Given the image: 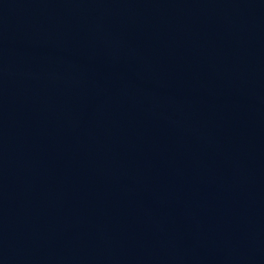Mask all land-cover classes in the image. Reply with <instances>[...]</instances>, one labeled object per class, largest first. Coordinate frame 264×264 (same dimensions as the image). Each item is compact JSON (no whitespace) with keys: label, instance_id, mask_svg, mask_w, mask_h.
I'll list each match as a JSON object with an SVG mask.
<instances>
[{"label":"water","instance_id":"obj_1","mask_svg":"<svg viewBox=\"0 0 264 264\" xmlns=\"http://www.w3.org/2000/svg\"><path fill=\"white\" fill-rule=\"evenodd\" d=\"M0 264H264V0H0Z\"/></svg>","mask_w":264,"mask_h":264}]
</instances>
